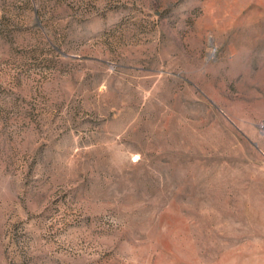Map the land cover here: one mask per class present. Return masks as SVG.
<instances>
[{"label":"rangeland","instance_id":"1","mask_svg":"<svg viewBox=\"0 0 264 264\" xmlns=\"http://www.w3.org/2000/svg\"><path fill=\"white\" fill-rule=\"evenodd\" d=\"M263 122L264 0H0V264H264Z\"/></svg>","mask_w":264,"mask_h":264},{"label":"built area","instance_id":"2","mask_svg":"<svg viewBox=\"0 0 264 264\" xmlns=\"http://www.w3.org/2000/svg\"><path fill=\"white\" fill-rule=\"evenodd\" d=\"M263 126H264V122H263V124L261 125L262 129L264 130V127H263Z\"/></svg>","mask_w":264,"mask_h":264}]
</instances>
